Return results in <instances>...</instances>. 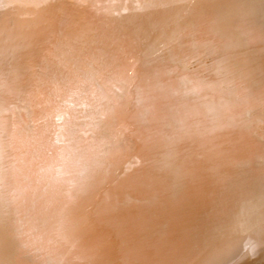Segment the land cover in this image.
Masks as SVG:
<instances>
[{
    "label": "bare ground",
    "instance_id": "6f19581e",
    "mask_svg": "<svg viewBox=\"0 0 264 264\" xmlns=\"http://www.w3.org/2000/svg\"><path fill=\"white\" fill-rule=\"evenodd\" d=\"M245 255L264 264V0H0V264Z\"/></svg>",
    "mask_w": 264,
    "mask_h": 264
},
{
    "label": "rangeland",
    "instance_id": "374dc122",
    "mask_svg": "<svg viewBox=\"0 0 264 264\" xmlns=\"http://www.w3.org/2000/svg\"><path fill=\"white\" fill-rule=\"evenodd\" d=\"M259 250L255 251V253H258ZM254 253V254H255ZM249 258V255L242 256L241 258L238 259L236 264H242L244 261H246Z\"/></svg>",
    "mask_w": 264,
    "mask_h": 264
},
{
    "label": "water",
    "instance_id": "95a60500",
    "mask_svg": "<svg viewBox=\"0 0 264 264\" xmlns=\"http://www.w3.org/2000/svg\"><path fill=\"white\" fill-rule=\"evenodd\" d=\"M219 28V27H218Z\"/></svg>",
    "mask_w": 264,
    "mask_h": 264
}]
</instances>
